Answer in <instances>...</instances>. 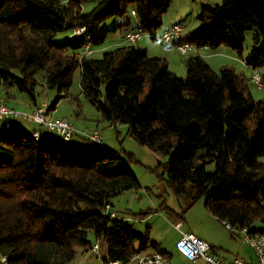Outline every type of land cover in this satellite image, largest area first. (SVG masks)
<instances>
[{"label": "trees", "instance_id": "obj_1", "mask_svg": "<svg viewBox=\"0 0 264 264\" xmlns=\"http://www.w3.org/2000/svg\"><path fill=\"white\" fill-rule=\"evenodd\" d=\"M91 1L95 7L83 12L82 0H0L4 103L18 99L15 91L34 104L36 75L42 72L44 87L58 94L49 106L53 112L61 99H72L69 89L78 70L80 93L101 121L126 126L137 144L168 156L154 172L186 203L179 213L164 207L168 215L184 221L204 199L205 209L220 223L264 234V101L252 96L250 78L226 66L216 73L202 57L189 55L181 79L166 59L151 57L135 44L103 51L98 59L85 56V45H102L110 33L128 27L130 18L155 38L171 3ZM197 21L196 30L173 46H222L242 59L250 35V51L242 60L254 71L264 67V0L204 4ZM77 29L84 32L74 34ZM64 30L71 36L57 41ZM33 133L19 125L0 129V258L7 264H69L76 249H92V233L106 246L103 262L129 264L134 254L148 250L169 259L150 239L149 229L136 234L126 221L106 214L112 199L141 189L130 155L122 157L81 136L92 150L61 138L34 139ZM209 164H214L212 173L206 172Z\"/></svg>", "mask_w": 264, "mask_h": 264}, {"label": "rangeland", "instance_id": "obj_2", "mask_svg": "<svg viewBox=\"0 0 264 264\" xmlns=\"http://www.w3.org/2000/svg\"><path fill=\"white\" fill-rule=\"evenodd\" d=\"M204 4L211 6L220 5L221 0H171L168 12L164 15L163 24L157 30V34L166 32L170 29L172 25H180L183 34L194 32L198 27L197 15L200 12L201 6ZM95 5L96 3L91 0H82L81 2L83 12L91 11L95 7ZM116 20L118 19H110L106 22V24L110 25ZM112 34H117V36H120L121 30L115 33H110L109 35L111 36ZM69 36H71V31L64 30L63 32L57 34L56 40L62 41ZM250 39L251 37L250 35H248L245 41V51L242 59H244L250 51ZM164 44L165 43L160 44L159 47L167 48V45ZM101 46H107V41L106 43H103L100 46L93 47L91 49V54L87 56L96 59L100 58L102 52H94H97L96 50H99ZM202 50L209 51L211 49L202 48ZM220 50H227L228 52H231L229 49L222 46L220 47ZM212 52H214V50ZM234 57L238 62H241V58L235 55ZM204 59L209 65V67L214 72L218 73L220 68H218L217 65L219 64L214 61L212 62V60L210 59ZM220 61L221 60L217 62L219 63ZM226 61V63H229L228 65H230L231 62H229V60ZM257 71L264 77V67ZM13 73L18 75V71H14ZM176 73L177 76L180 77V72ZM42 75V72L36 75L38 86L35 90V101L36 103H38V105L42 102H45L46 104H48V106H50L53 103L54 99L58 96V94L55 90H48L44 87ZM79 77L80 72L77 70L74 74L73 82L69 89V95L72 99H61L57 104L56 109L51 112L52 115L53 113H55V115H53L52 117L65 118L69 122H72L74 125L82 127L87 132V134H90L92 130L97 127V130H99L101 133L103 145L107 150H109L110 152L111 150H113L116 152L115 154H118L122 157H127L128 155H130L135 160V163L131 164V170L137 180L140 182L142 187L138 191H127L122 195L118 196L117 198L111 200V204L117 208V216L125 217L123 215L131 211L133 213H139L149 211L150 209H160L161 214L152 211V215L149 216V219L147 221L140 220L139 218L136 219L130 216L128 218L129 221H127V224L132 227L133 231L136 234H143L146 229H149L150 239L152 241L161 243V247L166 251H169L168 248H170L172 244H174L177 231L175 230L174 225L177 222L183 223V230L187 229L188 223L194 226H198L203 230L208 229L207 222L205 219L206 216H208V220H212L213 223L219 222L205 209L204 199L199 200L185 214L186 223L184 221H179L173 216L167 214L164 207H167L172 211L179 213L180 210L186 206V203L183 200H177L167 189L164 181L160 180L158 176L159 171L154 172L155 169H157L158 163H165L168 159V156L164 153L154 152L148 149L147 147L137 144V142L132 137H129L127 135L126 126H110L108 123L101 121L100 114L97 112L96 108L91 105L88 101H86L81 95ZM262 88L263 84L261 89ZM256 90L257 89L251 85V92L255 94L254 99L257 101H261V98L259 99L258 97H263L262 95L264 94V88L261 92ZM0 92L3 91L0 90ZM12 93L17 95L18 99L16 101L10 100L8 102V105L10 107L27 111L29 109L28 107L33 106V103L29 100L30 97L28 95L20 94L15 91H12ZM14 120L15 119H10V126L12 127L17 126ZM17 123L20 124L19 126L24 127L28 130H30L33 126L31 123H28L27 121H24L22 119H18ZM50 138L54 140L60 139V137L56 134L51 136ZM76 138L79 137L74 136L69 143L86 151L93 149V144L91 142L86 141L82 138H80L79 141L75 142ZM213 171L214 164H209L206 166L207 173H212ZM160 193L161 197H158V194ZM154 220L156 221L153 222ZM221 225L226 231L225 236H221L213 230H207L212 235V237L218 238L219 240L218 243L220 244V246L215 247L220 257L225 259H233L234 257H239L243 259L249 256L255 257L253 250L244 241L243 235L240 231L236 230L235 232L231 233L227 229H225L222 223ZM255 227L259 229L260 227H262V225L257 223ZM88 240L92 244L98 243L101 246L100 252L103 256L104 250L106 248L105 245L95 241L94 235L92 233L88 234ZM82 252V249H76V256L73 261L69 264H103L100 256H97L98 258L94 257L90 262L89 257H91L92 255L89 253V251H87V260L81 259L80 254Z\"/></svg>", "mask_w": 264, "mask_h": 264}, {"label": "built area", "instance_id": "obj_3", "mask_svg": "<svg viewBox=\"0 0 264 264\" xmlns=\"http://www.w3.org/2000/svg\"><path fill=\"white\" fill-rule=\"evenodd\" d=\"M131 15L134 16L135 13L131 12ZM83 32V29H77L74 31V34L80 35ZM143 35V31L136 26L135 28L124 32V42L127 44H135L143 37ZM181 36V26L172 25L169 30L160 36V40L162 43L167 45H173L174 41L178 40ZM175 48L177 53L181 56H185L188 53L195 51V48L190 44L177 45ZM91 52L90 46L88 44L85 45L83 51L84 55L87 56L91 54ZM250 83L257 90H260L263 84L262 77L259 74L253 72L250 77ZM49 113V106L45 102L39 104L32 112H22L15 110L7 106L3 101H0V125L2 124V126L5 128L10 127V119H22L37 126V129L32 135L34 139H38L40 129L46 128L48 131L57 134L63 141H70L74 136H81L101 146L103 149H106L103 145L99 130H94L92 133L87 134L86 131L76 130L74 126L66 119H54L49 117ZM223 226L231 233L237 230L227 222H224ZM174 228L177 230L180 236L175 245L176 251L181 257L186 259L191 264H196L198 260H201V264H264V234L253 233L247 228L238 230L242 233L244 241L254 252L256 263H253L249 260L239 257H234L231 260L225 261L214 253L213 248L209 243L199 239L191 232L182 231V226L180 223L175 224ZM98 249V244H94L92 246V251L97 252ZM0 264H7V259L4 257L0 258ZM103 264L122 263L109 261L103 262ZM129 264L172 263L160 253H136L130 258Z\"/></svg>", "mask_w": 264, "mask_h": 264}, {"label": "crops", "instance_id": "obj_4", "mask_svg": "<svg viewBox=\"0 0 264 264\" xmlns=\"http://www.w3.org/2000/svg\"><path fill=\"white\" fill-rule=\"evenodd\" d=\"M60 1L66 2L67 0H60ZM129 21L130 22H129L128 27H124L121 30L120 36H117V34H112L111 36L110 35L107 36V38H106V40L104 42V43H106V41H107V46H101V48L99 50H96L97 52H94V53L103 52V51H107V50H110V49H113V48H116V47H122V46L127 45V43L124 42V38H123L124 30H126L129 27L130 28H135L137 26L136 19L130 18ZM163 33H159V34L156 33L155 34V38H152L151 36L144 34L143 37L137 43H135V45L137 47L141 48V49H145L147 51L148 55L151 56V57H163L164 59H166L168 65H169V68H170V70L172 72H174L176 75H177L176 72H180L179 74H181V75H179L180 76L179 78L184 79V77H185V62H186V59L188 58L189 55H199L203 59L204 58L210 59V60H212V62L214 61L217 64H219V65H217L218 68H221V67H224V66H231L237 74H243V75L245 74V76L248 77V78L251 77L253 72L259 74L262 78H264L263 75L258 73V71H254V70L250 69L249 67H247L245 62H244V60L241 59L240 60L241 62H238L231 52H228L227 50L222 51V50H220V47L218 49H215L214 52H212L213 50L207 51V50H202V49H200V50L199 49H197V50L195 49L194 52L189 53V54H187L185 56H181L180 54H178L175 46H173V45L164 44V45H167V48H160L159 45L163 44L162 41L160 40V36ZM182 35H183V33H182ZM219 60H221V61L218 63L217 61H219ZM226 60H229V62H231L230 65H228L229 63H226L227 62ZM204 61H205V59H204ZM263 88H264V79H263ZM262 89L256 90V91L261 92V91H263ZM254 95L255 94L252 93L253 97H255ZM262 96L263 97H258V98L259 99L261 98V100L264 101V94ZM0 101L4 102L3 92H0ZM37 106H38V103L35 102L33 104V106L28 107L29 109L27 111L21 110V109H15V110L22 111V112H32ZM53 115H55V113H53ZM53 115H52L51 112L49 113V117H52ZM52 118H54V117H52ZM54 119H65V118H58L57 117V118H54ZM24 121H26V120H24ZM14 122H15L16 125H20L19 123H17L18 119H15ZM28 123H31V122H28ZM70 123L74 126V128L76 130L85 131L82 127H78V126L74 125L72 122H70ZM31 124L33 126H32V128L30 130L35 131L37 129V126H35L33 123H31ZM1 128H2V124L0 125V129ZM94 130H97V127L94 128L92 130V132ZM53 135H55L54 132L48 131V130H46L44 128L40 129V131H39V136H41L43 138H50ZM79 140H80V138H76L75 142H77ZM111 152L116 153L113 150H111ZM158 197H161V193L158 194ZM110 205L114 209L113 216L121 218V219H123L126 222L129 221L128 218L130 216L134 217L136 219L139 218L140 220L147 221L149 219V216L152 215V211H155L156 213L161 214V211L158 210V209H154V210L150 209L149 213H148L149 215H147L146 217H144L143 215L142 216L141 215L137 216V214L143 213V212L133 213L132 211L127 213V214H125V215H123L125 217H119V216H117V208L114 207L112 204H110ZM205 219H206V222H207V228L208 229L213 230L214 232H216L217 234H219L221 236L222 235L223 236L226 235L225 234L226 231L224 230V228L222 227L220 222H214L213 223L212 220L211 221L208 220L209 219L208 216H206ZM155 221L156 220H154L153 222H155ZM151 222H152V220H151ZM184 222L186 223L185 220H184ZM178 223L181 224L182 231L191 232L196 237H198L199 239L209 243L212 246L214 253L218 257H220L218 255V253L216 251V247H215V246H220V244L218 243L219 240H218V238L212 237V235L209 233V231H207L208 229H206V230L204 229L203 230V229H201L198 226H194V225H191V224L188 223L187 224V229L183 230V228H184L183 223L177 222L176 224H178ZM149 233H150V231H149ZM140 235H142V234H140ZM179 237H180L179 233L176 231V237H175L174 244H172V246L170 248H168L169 251L164 250L161 247V243H159V242H157V243H159L160 248L162 250L167 252V254L169 256V260L171 261L172 264H191L186 259L181 257L176 251L175 245H176V242L178 241ZM154 242H156V241H154ZM94 244H98V243H94ZM94 244H92V245H94ZM98 246H99V249H98L97 252H94L92 250L89 251V253L92 255L91 257H89L90 258V262H91V260L94 257H97V256H100V258L102 260V263H103V260L106 258V248H105L103 256H102V254L100 252L101 251V246L99 244H98ZM151 252H152L151 250H148V251H145L144 253L150 254ZM87 257H88L87 251L86 252L83 251L80 254V258L83 259V260H87ZM220 258L225 260V261L231 260V259H225V258H222V257H220ZM244 259L249 260V261H251L253 263H256L255 257H250L249 256L247 258L245 257ZM201 263H202L201 260H198L196 262V264H201Z\"/></svg>", "mask_w": 264, "mask_h": 264}, {"label": "water", "instance_id": "obj_5", "mask_svg": "<svg viewBox=\"0 0 264 264\" xmlns=\"http://www.w3.org/2000/svg\"><path fill=\"white\" fill-rule=\"evenodd\" d=\"M114 209L112 207H107L106 214L109 216H113Z\"/></svg>", "mask_w": 264, "mask_h": 264}]
</instances>
